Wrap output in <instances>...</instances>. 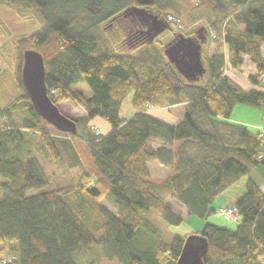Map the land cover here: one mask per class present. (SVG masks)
<instances>
[{"label": "trees", "instance_id": "trees-1", "mask_svg": "<svg viewBox=\"0 0 264 264\" xmlns=\"http://www.w3.org/2000/svg\"><path fill=\"white\" fill-rule=\"evenodd\" d=\"M0 4L39 22V29L16 42L12 95L1 89L9 73L0 67V264H97L83 261L95 248L120 264H176L190 235L207 240L205 264H264V189L252 177L228 204L238 213L234 228L207 223L170 243L152 219L169 226L183 222L168 197L188 214H215L228 205L215 209L213 202L264 165L261 128L253 132L229 121L237 104L264 108V0H200L194 7L190 0H155L146 6L165 21L168 14L184 21L186 28L174 36L205 38L206 72L195 81L169 61L165 44L149 41L137 16H126L140 6L137 0ZM223 9L231 11L229 19ZM212 38L220 43L209 54ZM29 49L44 58L51 100L81 104L88 117L105 118L110 132L89 139L79 130L61 132L36 112L22 81ZM244 55L256 65L249 89L226 73L227 64L240 68ZM131 91L141 110L122 118ZM178 105L185 110L174 123L149 112ZM41 158L77 168L75 184L41 191L51 183ZM153 162L172 173L152 181Z\"/></svg>", "mask_w": 264, "mask_h": 264}, {"label": "rangeland", "instance_id": "rangeland-1", "mask_svg": "<svg viewBox=\"0 0 264 264\" xmlns=\"http://www.w3.org/2000/svg\"><path fill=\"white\" fill-rule=\"evenodd\" d=\"M200 0H190L191 7H194L197 2ZM231 11L228 9L222 10V15L226 19H229ZM193 17L197 18L198 13L195 12ZM180 19V18H179ZM182 21V20H181ZM168 22V21H167ZM171 26V25H170ZM184 21L182 22V26L178 28V30L173 29L172 27L161 35H159L155 41L161 44H167L172 41L174 33L176 31L184 30L186 27ZM216 27V26H215ZM39 29V22L36 19L22 17L16 11L15 6L0 4V67L2 71L8 70V75L1 79L2 86L1 89L6 92V94H14L17 91L16 84L14 82V71L16 67V42L21 35H28L35 32ZM217 32V29L215 28ZM212 37V36H211ZM214 37V36H213ZM210 39V38H209ZM209 47V54L215 50V48L219 45L220 41L212 38ZM264 48V47H263ZM244 63L240 68H232L227 64L226 73L233 78L237 83H239L244 88H252L254 85L249 80V75L256 72V65L251 61L248 55H244ZM264 77V75H263ZM86 95L91 94L90 88L85 84L82 86ZM0 89V91H2ZM134 91H131L128 96L123 101L120 116L122 118H130L136 113L140 112V107L135 106L132 103ZM60 110L67 116L72 119L77 120L78 130L82 136L85 138H93L94 134H102L105 135L111 131V126L108 121L101 117L96 116L94 118L88 117L84 107L81 104L71 103L68 100L61 101L59 104ZM152 112H156L157 114H170V115H179L183 114L185 107L184 105H178L176 107H150L149 109ZM264 108L255 107L247 104H237L233 110V113L230 117V120L239 124H246L251 131L257 132L260 124H264L263 121ZM34 138H32V141ZM31 143H35L34 141ZM153 146H157L153 144ZM42 162L45 164L48 174L51 178V183L41 189V191L50 190L52 188L69 186L75 184L77 181V176L80 171L77 168H69L63 166L61 164H50L44 162L41 158ZM257 170H261L264 176V165H260L257 167ZM257 170L251 172V176H254L257 173ZM151 172L152 177L155 181H162L166 176L169 175L170 169L162 166L158 162L151 163ZM259 172V171H258ZM257 182L263 185V182L257 179ZM168 203L172 206L173 210L176 212H180L184 218L183 222L177 226H169L164 223L157 216H153L152 219L159 226L162 237L166 238L168 242H172L176 235H186L188 233L200 232L203 230L204 226L207 223H212L221 227H230L234 228L235 223L233 221H237L238 213L236 217H231L223 214H212L206 218H201L199 216L188 214V211L182 207L181 204L174 198L168 197ZM102 203L110 208L112 211L116 212L117 210L113 208L107 200H103ZM228 203L222 197L216 199L212 206L216 209L219 206H226ZM230 206V205H228ZM92 230H94L91 227ZM84 256L86 257L83 261L86 262L88 260H97V264H120L118 260L113 259L109 260L103 257L100 249H92L85 252Z\"/></svg>", "mask_w": 264, "mask_h": 264}, {"label": "water", "instance_id": "water-1", "mask_svg": "<svg viewBox=\"0 0 264 264\" xmlns=\"http://www.w3.org/2000/svg\"><path fill=\"white\" fill-rule=\"evenodd\" d=\"M140 6L125 11L126 16H137L144 25V32L149 41L170 29L169 22L148 10L146 6L155 0H137ZM201 36L179 34L165 45V55L177 70L188 80H198L206 72L203 60V43ZM22 81L36 112L58 131L77 134V122L65 115L48 93L46 85V66L42 54L37 50H26L23 57ZM208 251V242L190 235L182 248L176 264H205L204 256Z\"/></svg>", "mask_w": 264, "mask_h": 264}, {"label": "crops", "instance_id": "crops-1", "mask_svg": "<svg viewBox=\"0 0 264 264\" xmlns=\"http://www.w3.org/2000/svg\"><path fill=\"white\" fill-rule=\"evenodd\" d=\"M247 89H249V88H247ZM149 112L151 113V114H153V115H155V116H157V117H159V118H161V119H163V120H165V121H167V122H170V123H174V122H176L177 120H179L181 117H182V115L183 114H179V115H170V114H164V113H161V114H157L156 112H152V111H150L149 110ZM229 121H231L232 122V120H230L229 119ZM235 123V122H234ZM244 125H246V124H244ZM247 126V125H246ZM260 126L261 127H263V124H260ZM260 129V127L258 128V130ZM149 167H150V170H151V164H149ZM167 168H169V167H167ZM170 169V168H169ZM256 170H257V168H256ZM259 171V172H258ZM152 173V172H151ZM172 173V170L170 169V172H169V175ZM168 175V176H169ZM168 176H166L164 179H166ZM250 177H252V178H254L256 181H257V179H259L260 181H262L263 182V179H264V176H263V174H262V172H261V170H257V173L254 175V176H251L250 174L247 176V177H243L238 183H236L235 185H233L231 188H229V190L225 193V194H223L221 197L222 198H224L225 200H226V202L229 204V203H232L235 199H237V197L241 194V188H242V185H243V183H244V181H246V179H248V178H250ZM163 179V180H164ZM151 180L152 181H155L154 179H153V177H151ZM162 180V181H163ZM157 182V181H156ZM159 182H161V181H159ZM259 183V182H258ZM260 184V183H259ZM261 185V187L264 189V183H263V185L262 184H260ZM167 201H169L168 199H167Z\"/></svg>", "mask_w": 264, "mask_h": 264}, {"label": "built area", "instance_id": "built-area-1", "mask_svg": "<svg viewBox=\"0 0 264 264\" xmlns=\"http://www.w3.org/2000/svg\"><path fill=\"white\" fill-rule=\"evenodd\" d=\"M167 20H168L169 24L171 25V27L175 30H178V28H180L182 26L180 19L173 14H168ZM260 131L264 132L262 130V127H261ZM262 135H263V133L261 134V136ZM217 213L223 214V215H228V216H231L232 218L237 216V211L233 206L220 207L218 209Z\"/></svg>", "mask_w": 264, "mask_h": 264}]
</instances>
